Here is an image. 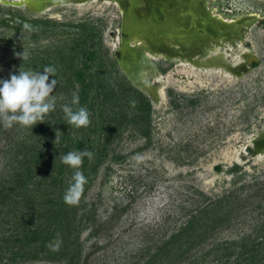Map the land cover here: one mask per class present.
<instances>
[{
  "label": "rangeland",
  "instance_id": "rangeland-1",
  "mask_svg": "<svg viewBox=\"0 0 264 264\" xmlns=\"http://www.w3.org/2000/svg\"><path fill=\"white\" fill-rule=\"evenodd\" d=\"M201 4L209 18L227 24L251 14L259 18L242 37L217 42L211 39L197 46L196 52L170 41L176 53L142 47L140 53L144 59L137 66L131 64L128 72L116 56L121 46L119 2L83 0L37 13L0 0V20L16 9L30 19L39 16L68 24L99 19L104 48L117 61L116 68L147 94L153 104L150 145L145 147L146 139L132 126L127 127L109 148L98 178L85 191L82 204L87 205L86 209L96 208L101 222L105 223L116 205L129 203L130 206L120 219L103 224L100 236H91L90 227L81 232L79 264H145L192 216H203L202 207L230 192L241 195L238 203L231 205L230 219L206 234L185 258L162 264H235L243 249L240 244L229 249L228 252H233L230 258L224 255V249L211 252L213 247L218 243H241L244 238H250L247 240L250 242L264 226V147L257 144L264 136V0H202ZM24 26L28 28L31 23L25 21ZM66 30L73 29L66 27ZM64 35L58 30L39 40L16 39L15 31L0 22V40L13 37L9 44L0 42V81L19 74L17 53L57 43ZM189 51L191 55H186ZM156 54L165 58L154 59ZM252 55L257 57L255 67L249 63ZM55 90L52 93L55 108L44 120L62 110L64 94L56 95ZM109 112L113 110L106 106L105 114ZM90 115V125L94 128L93 121L97 119ZM38 129V123L34 126L14 123L0 133V184L5 181L6 186H11L10 173L6 171L12 159L11 151L25 136L43 131ZM249 146L254 148L253 152L248 150ZM114 155L123 157L115 160ZM55 156L58 158L59 154ZM236 163L243 170L229 172ZM217 165H222V170L218 171ZM41 192L34 191L37 195ZM9 197L6 202L14 196ZM40 198L39 195L37 200ZM11 208L9 203L3 205L0 198V239L14 230L12 221L5 222L13 215ZM196 232L202 233L200 229ZM9 240L14 243L10 237ZM3 263L67 264L65 260L24 263L17 258L13 261L11 253L6 254ZM256 264H264V259Z\"/></svg>",
  "mask_w": 264,
  "mask_h": 264
},
{
  "label": "trees",
  "instance_id": "trees-1",
  "mask_svg": "<svg viewBox=\"0 0 264 264\" xmlns=\"http://www.w3.org/2000/svg\"><path fill=\"white\" fill-rule=\"evenodd\" d=\"M16 10L8 11L11 15L0 20L5 27L15 31L16 39L23 37L39 40L58 30L65 33L57 43L33 47L26 53L27 59L17 60L20 67L23 64L24 70L35 72H42L46 65L54 66L55 77L49 79L58 81L54 92L56 95L63 92L64 97L60 103L62 110L51 114L49 119L38 122L39 129L43 131L38 129L37 134L25 136L11 151L12 159L6 170L10 173L11 186H6L5 181L1 182L0 198L3 205L9 203L12 206L13 215L5 222L12 221L14 230L9 236L0 239V264H5L3 260L7 253H11V260L19 258L24 263L45 259L79 264L83 246L80 242L81 232L90 227L91 236H100L103 224L117 221L130 206L129 203L121 207L116 205L114 212L104 223L97 217L96 208L86 209L87 205L82 204L85 191L98 178L100 167L108 159L109 148L127 127L132 126L138 135L146 139L145 147L150 145L153 104L147 94L132 85L121 69L116 68L117 61L104 48L103 28L99 19H85L68 24L39 16L30 19L20 9ZM25 21H29L31 26L25 28ZM66 27L73 30H66ZM25 31L31 34L28 35ZM12 40L13 37H5L0 42L9 44ZM73 92L79 95V105L71 104ZM132 101H135V106ZM66 104L74 111L79 107H86L97 119L93 121L96 126L92 128L89 124L87 127L77 128L68 124L63 112ZM106 106L113 112L105 114ZM3 129L0 126V133ZM57 132H60V139L55 144ZM72 148L75 151L87 149L93 153L91 158L85 157L76 170L63 164L55 156L57 153L59 156L66 154ZM248 150L253 152L254 148L249 146ZM122 157L114 155L113 159ZM216 169L222 170V165H217ZM77 170L84 174L87 182L79 202L68 205L63 197ZM242 170L243 166L236 163L229 172L239 173ZM37 189L42 190L40 200H37L39 195L34 193ZM9 195L14 197L12 201L6 202ZM238 198H241L240 194L230 192L219 200L209 202L200 209L203 216H192L188 224L164 241L145 264H162L164 261L173 262L185 258L195 245L205 239L206 234L230 219L233 212L231 205L238 203ZM19 204L24 209L19 208ZM81 210L83 211L80 213ZM199 229L203 234L196 232ZM259 232L250 242L247 241L250 238H244L241 243H218L211 252L224 249V255L230 258L233 252H228L229 249L240 244L243 249L235 264H256L264 259V226ZM9 237L14 243H11ZM57 239L60 240V246L53 250L49 245L54 244Z\"/></svg>",
  "mask_w": 264,
  "mask_h": 264
},
{
  "label": "clouds",
  "instance_id": "clouds-1",
  "mask_svg": "<svg viewBox=\"0 0 264 264\" xmlns=\"http://www.w3.org/2000/svg\"><path fill=\"white\" fill-rule=\"evenodd\" d=\"M23 61L27 59L25 50L16 54ZM56 68L46 65L42 72L24 70L23 64L19 69V74H12L10 79L0 81V126L8 129L14 123L22 126H34L38 122H43L44 116L54 110L55 102L52 95L58 81L50 77H55ZM135 106V101L131 102ZM72 105H79V95L72 94ZM63 112L68 124L77 128L87 127L90 124V113L86 107H79L75 111L69 105L63 106ZM56 133L55 144L59 142V135ZM93 153L87 149L83 151H70L59 156L60 161L73 169H79L85 157L91 158ZM54 174V171L52 175ZM87 180L84 174L77 170L72 176V182L65 191L64 202L68 205H75L79 202ZM53 250L60 246L57 239L54 244H50Z\"/></svg>",
  "mask_w": 264,
  "mask_h": 264
},
{
  "label": "water",
  "instance_id": "water-1",
  "mask_svg": "<svg viewBox=\"0 0 264 264\" xmlns=\"http://www.w3.org/2000/svg\"><path fill=\"white\" fill-rule=\"evenodd\" d=\"M7 5L26 7L33 12L43 13L50 10L52 7L65 5L70 3H77L83 0H2ZM196 1V0H195ZM199 1V0H198ZM201 2V0H200ZM124 24L121 29V46L116 52L117 59L119 60L121 66L128 72H130L131 64L137 66V64L144 59V55H141L140 51L142 47H151V43L155 45H161V38L168 40L172 38L176 44L185 49H191L193 46V41L198 40H209L210 38L215 40L231 39L233 37H242L243 32L247 30L252 24H254L259 16L256 14H251L246 17L240 18L229 24L224 25L222 20L220 21L221 26L214 24L212 20H205L202 22H195L190 25H185L183 31L177 33H166L165 30H159L157 28L143 26L141 28L137 27L132 23L130 10H124ZM200 11L207 14L206 9L201 5ZM234 26V27H232ZM182 40V42H180ZM187 48H186V46ZM171 51V50H170ZM172 51H175L172 50ZM143 53V52H142ZM176 53V52H173ZM140 58V59H139ZM253 61H257V57L252 55L249 58V63L252 65ZM257 144L264 147V136L257 141Z\"/></svg>",
  "mask_w": 264,
  "mask_h": 264
},
{
  "label": "flooded vegetation",
  "instance_id": "flooded-vegetation-1",
  "mask_svg": "<svg viewBox=\"0 0 264 264\" xmlns=\"http://www.w3.org/2000/svg\"><path fill=\"white\" fill-rule=\"evenodd\" d=\"M119 2L121 5L120 13H121V29L124 24V10L132 12L131 14V19L132 23H136L137 27L141 28L143 26L146 27H152V28H157L159 30H165L167 33H177L183 31L185 25H190L197 21L199 19L200 21L203 19L204 16H207L209 20H212L213 25L220 24L219 20H216L214 18H209V13L205 15V13H202L200 11L201 7V2L200 0H115ZM202 1V0H201ZM198 7V10L203 14V15H198L197 12H194L196 10V6ZM190 13V14H189ZM194 13V14H192ZM185 15V16H184ZM197 15V16H196ZM173 16V17H172ZM175 16V17H174ZM178 16V17H177ZM193 16H195L193 18ZM201 17V18H200ZM192 18V20H191ZM184 20V21H183ZM238 19H233L229 21V23H224L225 26H228L230 23L232 24ZM191 21V22H190ZM202 21V22H203ZM224 22V21H222ZM220 26V25H219ZM234 27V26H232ZM170 28V29H169ZM171 30V31H170ZM120 32V36H121ZM122 39V36H121ZM162 42L161 45H155L151 43V47L157 48V49H165L171 53L175 52L172 51L174 48L169 44L170 42H175L172 38H168V40H164L161 38ZM164 40V41H163ZM209 40H194L193 41V46H191V49L189 50H194L196 52L197 46H201L204 44V42H209ZM170 41V42H169ZM184 44L182 40H180ZM186 46V44H185ZM187 48V46H186ZM171 50V51H170ZM186 55H191L190 51L186 53ZM257 61H253L252 67H255Z\"/></svg>",
  "mask_w": 264,
  "mask_h": 264
},
{
  "label": "bare ground",
  "instance_id": "bare-ground-1",
  "mask_svg": "<svg viewBox=\"0 0 264 264\" xmlns=\"http://www.w3.org/2000/svg\"><path fill=\"white\" fill-rule=\"evenodd\" d=\"M196 6V5H195ZM194 12H197V14L198 15H203L199 10H198V7L196 6V10H194ZM190 14V13H189ZM192 14H194V13H192ZM195 15V14H194ZM185 16V15H184ZM197 16V15H196ZM173 17V16H172ZM175 17V16H174ZM178 17V16H177ZM195 16H193V18H194ZM201 18V17H200ZM195 19V18H194ZM208 18L206 17V16H204V20H207ZM191 20H192V18H191ZM197 20H199V19H197ZM184 21V20H183ZM203 21V20H202ZM191 22V21H190ZM220 25V24H219ZM221 26V25H220ZM170 29V28H169ZM171 31V30H170ZM212 39V38H211ZM215 40V39H214ZM164 41V40H163ZM216 41V40H215ZM217 42V41H216ZM155 58H157V60H158V58H165L164 56H162V55H160V54H156L155 56H154V59Z\"/></svg>",
  "mask_w": 264,
  "mask_h": 264
}]
</instances>
